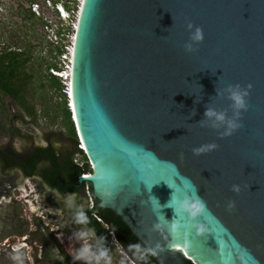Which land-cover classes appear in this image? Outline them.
I'll return each instance as SVG.
<instances>
[{
  "label": "water",
  "instance_id": "1",
  "mask_svg": "<svg viewBox=\"0 0 264 264\" xmlns=\"http://www.w3.org/2000/svg\"><path fill=\"white\" fill-rule=\"evenodd\" d=\"M196 28L202 41L191 39ZM71 86L72 119L95 173L79 181L159 264H264V0H84ZM237 87L248 93L244 109L229 98ZM2 97L11 130L0 147L51 144L61 156L74 148ZM209 109L225 121L206 116ZM230 120L240 126L225 134ZM15 186L60 245L76 253L85 246L76 234L51 231L67 195L40 175L0 166V199ZM177 197H198L205 212L178 214ZM117 253L108 250L110 259Z\"/></svg>",
  "mask_w": 264,
  "mask_h": 264
},
{
  "label": "rangeland",
  "instance_id": "2",
  "mask_svg": "<svg viewBox=\"0 0 264 264\" xmlns=\"http://www.w3.org/2000/svg\"><path fill=\"white\" fill-rule=\"evenodd\" d=\"M0 1V50L3 47H19L26 49L31 55L25 68L32 74L27 97L37 109L38 125L47 132L61 131L64 136L69 137L63 119L64 96L55 92L46 69L49 63L58 64L56 44L48 40L43 19L34 15L29 17V1ZM2 95L6 94H0V121L7 123L9 128V114ZM5 136L9 134L0 137ZM73 159L80 163L85 162V158L78 152L74 153ZM85 191L90 207L93 201L90 189L85 186ZM13 193L14 195L6 199L3 196L0 199V264H32L35 255L40 254L41 241L48 240L52 235L42 224L39 213L29 205L17 186L14 187ZM23 238L28 239L21 240ZM48 241L50 245L52 241ZM114 243V249L119 252V246L116 241ZM17 244H20V247ZM50 249L54 256L57 247L51 245Z\"/></svg>",
  "mask_w": 264,
  "mask_h": 264
},
{
  "label": "trees",
  "instance_id": "3",
  "mask_svg": "<svg viewBox=\"0 0 264 264\" xmlns=\"http://www.w3.org/2000/svg\"><path fill=\"white\" fill-rule=\"evenodd\" d=\"M28 15L32 17L31 13ZM57 52H59L58 49ZM30 59L31 55L24 48L3 47L0 50V94L3 93L9 96L29 117L36 119L38 116L37 109L30 103L27 97L28 84L29 80L32 78V74L28 73L25 68ZM50 67L57 68L58 64H47V76L55 92L64 96V126L66 127L67 135L74 144V148L68 149L67 155L61 156L51 144L45 147L34 146L26 152H18L10 146L0 147V166L3 170L17 167L21 169L25 175H32L37 173L39 164L43 163L46 166L41 172L42 178L47 183L56 186L61 182L59 174L70 179L71 182H78L79 177L87 173L88 165L85 164V166H81L73 159L74 153L79 151L77 146V132L72 119V112L69 108V100L64 91V85L59 77L50 73ZM10 130L7 123L0 121V136L9 134ZM98 201L99 200L96 199V202ZM94 212L103 218H112L118 225V229L120 230L118 231L119 233L123 232L121 231L122 228H125L126 231L124 232L126 233V238L130 241H137L143 248V255L145 256L147 264H159L154 255L151 254V251H148L149 249L146 245L132 232L130 227L115 211L109 208H98L95 209ZM81 213L87 217L90 210ZM88 217L87 222L89 221L97 230H102L103 225L100 221L101 219L98 220L93 215L90 216V219H88ZM98 232L102 235L104 234V237L107 236L106 231ZM44 244H47L46 240Z\"/></svg>",
  "mask_w": 264,
  "mask_h": 264
},
{
  "label": "flooded vegetation",
  "instance_id": "4",
  "mask_svg": "<svg viewBox=\"0 0 264 264\" xmlns=\"http://www.w3.org/2000/svg\"><path fill=\"white\" fill-rule=\"evenodd\" d=\"M48 145H36L35 147H45ZM45 166L46 165L43 163L39 164L37 173L32 175H25L21 169L17 167L9 168L7 170L17 171V173L22 174L24 177L36 175L41 176V172ZM59 178L61 179V182L56 186L47 183L42 178L52 191L58 192L62 196L67 195L68 198L66 200L69 201L68 206L65 208V215L63 214L62 217L55 219L54 224L56 227L54 226V228H51V231H62L65 236H68L70 233H73V235L76 234L77 237H80V243L85 244V242H87L89 250L93 254V258L76 259L75 257L77 253L71 252L65 248V246L63 247V245H60L59 241L57 240L59 237L58 234L51 233L52 237L48 238V240L50 239L52 243L49 245L48 240H46L47 244H44V241H41L42 245L40 254L35 255V258L32 260V264H104L103 259L98 262L95 259V256L99 255L100 250L107 249L108 251L111 249L115 244L114 241H116V245L119 246L120 250L116 256H113L110 259V264H147L145 256L143 255V248L140 244H138L137 241H130L126 238V233L124 232L126 231L125 228H122L121 231L123 232L119 233L118 231L120 230L118 229V225L112 218H103L94 212L95 209L106 208L99 205L100 201L96 202L97 198L94 195L91 206H83L84 199L81 197V192L85 189L87 182H80L79 179L78 182H71L70 179L65 178L62 174H59ZM88 185L91 187L89 192L93 194L92 186L90 184ZM87 210H90L89 215H87V217L89 216L88 219H90V216L92 215L95 216L96 219H98L97 217L101 219L100 221L103 225L102 230H97L95 226H93L89 221L87 223H77V216L81 214V212H86ZM45 213L53 217L56 214L54 211L47 210ZM48 224L49 223H46V225ZM98 231H106L107 236L104 237V234L102 235ZM81 232L89 233L90 235L81 237L79 235ZM27 239L28 238H23L21 240L26 241ZM51 245L53 247H57V253L54 256L52 255V249H50ZM137 246L140 249L139 251H137Z\"/></svg>",
  "mask_w": 264,
  "mask_h": 264
},
{
  "label": "built area",
  "instance_id": "5",
  "mask_svg": "<svg viewBox=\"0 0 264 264\" xmlns=\"http://www.w3.org/2000/svg\"><path fill=\"white\" fill-rule=\"evenodd\" d=\"M29 1V11L37 18L43 19L44 31L48 40L56 44L58 56V67H50L52 75L60 78L64 85V91L67 94L69 103L71 99V79L73 67L74 42L77 33L78 23L82 10L83 0H22ZM1 7V1H0ZM78 153L85 157V162H75L81 166L88 165L87 173L92 172V163L84 148L83 142L78 134ZM86 187L89 189L87 183ZM100 219L99 217H97Z\"/></svg>",
  "mask_w": 264,
  "mask_h": 264
},
{
  "label": "clouds",
  "instance_id": "6",
  "mask_svg": "<svg viewBox=\"0 0 264 264\" xmlns=\"http://www.w3.org/2000/svg\"><path fill=\"white\" fill-rule=\"evenodd\" d=\"M191 27V25H189ZM191 39L194 42H199L203 40V32L200 28H196V30L191 34ZM189 49L191 46H188ZM246 91H240L239 88L237 87L236 90H230V99L233 102V107L237 110L239 109H244L246 107L245 104V97L247 96ZM69 103V108L70 107ZM71 110V109H70ZM206 116L209 118L214 117L216 121H219L223 123L225 121V115L224 113H217L214 110H207L205 113ZM240 125L237 124L235 121H228L227 122V131L225 134H230L232 130L238 128ZM216 146L214 144L206 145L201 147L200 149H197L196 152L197 154L211 150L215 148ZM101 175L102 176H108L109 174L101 168ZM234 190L239 191V188H235ZM105 195H110L109 193L105 192ZM174 204V210L179 214L183 213L186 214L190 219L197 217L198 215H201L205 212V205L204 203L198 198V197H184V198H174L173 200ZM77 223H87V217H85L82 213L77 216ZM157 228L160 226L157 225ZM194 227L199 228V225H194ZM177 228L176 225H171V230L175 231ZM201 231L203 229H200ZM81 237L90 235L89 233H83L81 232L79 234ZM139 247L137 246V251H139ZM151 251L152 255H156L155 250H148ZM76 259H92L93 254L90 252L89 247L87 245V242H85V246L79 250V252L76 254ZM14 259H19V257H14ZM95 259L99 262L101 259L104 260V264H110V257L108 255L107 249H103L99 251V255L95 256Z\"/></svg>",
  "mask_w": 264,
  "mask_h": 264
},
{
  "label": "bare ground",
  "instance_id": "7",
  "mask_svg": "<svg viewBox=\"0 0 264 264\" xmlns=\"http://www.w3.org/2000/svg\"><path fill=\"white\" fill-rule=\"evenodd\" d=\"M83 2H84V0H83ZM83 2H82V6H83ZM72 80V79H71ZM71 96H72V92H71ZM71 100H72V98H71ZM85 148V147H84ZM86 150V149H85ZM91 161V160H90ZM91 163H92V161H91ZM92 165H93V163H92ZM94 167V166H93ZM95 173H93V172H91L90 173V175H94ZM18 245V247H20V244H17ZM188 258L189 259H192V260H194L195 261V258L193 257V255H192V253H189V255H188Z\"/></svg>",
  "mask_w": 264,
  "mask_h": 264
}]
</instances>
